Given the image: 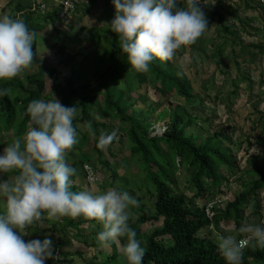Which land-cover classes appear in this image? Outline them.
<instances>
[{"label":"trees","instance_id":"16d2710c","mask_svg":"<svg viewBox=\"0 0 264 264\" xmlns=\"http://www.w3.org/2000/svg\"><path fill=\"white\" fill-rule=\"evenodd\" d=\"M81 1H75L76 8L81 7ZM95 1L88 0L86 10L91 9ZM226 1L229 3L227 4ZM226 1L202 0L200 5L206 15L216 19L220 32L226 34L212 53L217 63L223 56L226 44L228 42L234 44L240 39L226 23L223 10L226 11V7L233 9L230 0ZM8 2L13 3L14 10L13 15L9 16L24 19L34 33L39 29L47 30L48 25L55 32H63L58 30L61 26L57 25L66 21H57L59 6L56 3L50 2L46 10L40 11L38 0L28 6L15 2V0H8ZM259 5L263 9H261V19H263L264 4L259 3ZM32 6L37 8L32 10ZM233 10L236 12L238 7ZM0 11L2 12L0 17H2L3 13H6V6L1 5ZM229 36H233L231 41H228ZM108 40L110 42L108 48L110 47L111 50L104 51L102 55L93 60L96 63L93 65L97 66L92 69V75L96 78L91 82H80L81 77L71 66L75 54H67L64 46L53 39L50 48L60 56V63L69 71L67 76L61 78L57 67H48L39 57L37 43L34 41L35 60L32 63L34 69L24 74V81L18 76L9 81H0V88L8 89L7 95L0 96V151L14 138L25 132L29 120L25 112L29 102L33 99L48 100L55 95L65 105H76L78 111L74 123L79 132V143L68 151L66 157L67 162L77 169L73 177V190L82 189L80 181H83V178L80 174L82 172L84 174V165L88 164L93 157L96 158L101 168L110 172L108 177L112 181H118L119 184L122 181L125 183L131 178L126 175L127 169L121 168L124 174L112 170L111 164L104 155V149L98 146L100 136L112 132V126L108 120L118 121L119 125L116 128L121 133L120 144L123 143L124 138L130 141L129 162L136 166V170L131 174L138 176L137 183L134 185L141 192L139 196L131 193L140 201V206L133 209L134 215L130 224L136 230L137 238L141 240L142 246L146 249L143 264H226L217 250L216 236H203L200 235V231L208 227L216 230L221 222L230 220L235 224V229H238L245 218L244 208L250 200L255 205L256 213L260 214L258 199H260V191L264 190V165L248 169L245 174L250 175V180H247L243 189L233 199L227 200L222 208L218 205L213 207V216L208 218L205 207L207 201L202 206H198L195 200L206 197L208 200L221 193V186L228 178L222 173L220 167L223 166L229 170L237 168V160L229 155L228 146L222 143L223 139H226L228 143L231 141V133L227 134V131L222 130L213 121L207 122L208 131L203 130L206 126L202 125L197 116L186 107L197 100L196 94L192 92L191 83L182 69L177 67L172 60L154 61L149 72L138 73L131 69L126 57L120 53L117 36L116 39ZM246 47L254 48L258 53L264 54L263 42L251 43ZM233 51L232 47L231 52ZM94 53L95 50L91 54L92 58ZM85 58L87 56L84 55L82 59ZM99 67L102 69L100 70ZM246 80L250 82V77L247 76ZM141 89L143 92H140ZM151 90L156 101L146 103L148 95L145 96ZM172 96L180 98L182 103L179 102L173 108L163 107L161 111L156 110L153 102L161 104L163 98L169 99ZM140 101L142 104L139 103ZM170 106H172L171 103ZM254 111L264 117V110L254 109ZM160 120L165 121V129L160 135H152L154 123ZM89 129H92L95 134ZM113 142L114 140L107 146V149L109 155L115 159L111 151ZM183 166L189 171L186 182L189 189L194 190L192 198H187L181 192L178 193L175 188V174ZM140 171H143L142 178L139 175ZM97 176L101 177L100 173L97 172ZM5 178H11V174H6ZM84 182L85 186L90 185L86 179ZM95 183L100 182L97 180ZM131 189L122 188L121 190L130 192ZM142 196L144 202H142ZM146 200H150V203H146ZM261 221H264V217ZM41 222H46V217L30 229L34 233L49 230L58 232L55 246L57 252L63 257V260L59 258V261L48 260L46 264H70L71 261H66L65 258L72 253L63 252L61 249L64 247L63 235L73 231L71 228L75 229V234L79 235L78 238L82 242L93 247L97 246L98 242L95 238L89 239L92 233H85L83 229V225L93 221L84 217L61 218V225L57 223L60 230L56 224L42 229L40 228ZM157 222H160V225L150 231L143 230L144 225ZM94 224L98 229L96 231L99 232L101 225ZM237 235L239 238L243 237V234L238 233ZM120 239L126 243L125 237ZM112 247L110 253L99 251L95 257L97 261L91 260L87 263L118 264L120 251L115 244ZM78 254L81 255V253ZM111 258L115 259L111 261ZM119 264H126V262L122 261ZM244 264H264V248H246Z\"/></svg>","mask_w":264,"mask_h":264},{"label":"clouds","instance_id":"9594fccd","mask_svg":"<svg viewBox=\"0 0 264 264\" xmlns=\"http://www.w3.org/2000/svg\"><path fill=\"white\" fill-rule=\"evenodd\" d=\"M111 2L115 15L109 28L117 36L120 53L138 73L149 72L154 61L172 60L178 50L196 44L209 26L202 0ZM34 41L35 33L24 19L0 17V81L11 80L32 65ZM7 93V88H0V96ZM25 115L29 118L25 132L0 151V264H46L59 258L50 234L25 239L30 227L45 217L95 221L101 225L96 236L101 247L111 248L125 237L121 258L126 264H143L146 249L130 224L140 201L119 188L73 190L77 169L66 157L79 143L76 105H65L53 95L31 100ZM117 138L116 130L104 133L98 146L104 148ZM214 199H219V206L218 196L206 201ZM253 211L249 207V215ZM215 239L226 264H244L246 248H264V221L217 232Z\"/></svg>","mask_w":264,"mask_h":264},{"label":"rangeland","instance_id":"374dc122","mask_svg":"<svg viewBox=\"0 0 264 264\" xmlns=\"http://www.w3.org/2000/svg\"><path fill=\"white\" fill-rule=\"evenodd\" d=\"M16 1L18 0H15V2ZM87 1L88 0H82L80 2L81 7L76 8L70 20L61 25H57L59 27L61 26L58 30L63 32H55L50 25L47 26V30L45 31L40 29L35 30L37 54L40 58H42L45 64L48 67H57V69L60 70L61 78L68 75V69L63 67L60 63V56H58L55 51L50 48L52 40L55 39L58 43L64 46L67 54H75V58L71 62V66L75 73L81 77L80 82H91L96 78L92 75V69L97 66L93 65L96 64L93 60L102 55L104 51L111 50L110 47L108 48L110 44L108 39H116V34L109 28V23L115 15V8L111 0H96L93 7L89 10H86L88 6ZM239 2H241V0H230L231 7L236 9ZM226 3L228 4L229 2L226 1ZM1 5L6 6L5 14L8 13L7 15H13L14 10L12 2L9 3L8 0H0V6ZM246 8V5L242 6V9L245 10ZM233 9L226 7V11L223 10V13L225 14L227 25H230V27L240 37L238 41L240 44L237 42L234 44L228 42L223 56L218 63L216 58L212 56V53L215 46L222 40L223 36H226V34H222L220 32V26L218 25L216 19L209 15H206L209 26L202 37L199 38L197 43L178 50L177 55L172 59V62L177 67L181 68L185 76L189 79L193 89L192 92L196 94L197 100L192 103V105H187L186 107L189 108L195 116H197V119L201 121L202 125L206 126L203 130L208 131L207 122L213 121L215 125L219 126L222 130L227 131V134L231 133V141L229 143L226 139L221 141L225 146H228L229 155L235 157L238 164H236L237 168L235 170L225 169L223 166L220 167L222 173H224V175L228 178V180L221 186V193L217 195L222 199V202L219 205L220 208L224 206L227 200L233 199V197L241 191V189H243L247 180H250V175L245 174L248 169H251L254 166L264 165V117L254 111V109H259L260 111L264 110V54H260L254 48L246 47L244 44L246 41H252L248 38L247 34H249L248 31L251 30V26H254V22L251 24L249 23L248 25L244 23L248 26V29H246L241 20L236 18V15L238 13L239 15H242L245 12L249 13V11L245 10V12L243 11L242 13V10L239 9L236 12H233ZM1 13L2 12L0 11V14ZM228 39H230L228 41H231L233 36H229ZM241 42L243 43L241 44ZM232 47L234 49L233 52H231ZM80 49L82 51H80ZM94 50L95 53L92 58L91 54ZM84 55L87 56V58L83 60L82 57ZM102 67L104 68L105 64ZM33 69L34 67L31 65L28 69L18 75V77L24 81V74L31 72ZM99 69L101 70L102 68L99 67ZM247 76L250 77V82L246 80ZM140 92H143V89H141ZM154 96L155 95L152 90L146 94L145 97L148 98L146 103L156 101V97ZM179 102H181L180 98L172 96L169 97V99L163 98L161 104H156L157 102H153V104L156 106L157 111H161L163 107L173 108L176 104H179ZM139 103L142 104V101ZM170 103L172 106H170ZM108 122H110V125L112 126L111 130L117 131L118 138L114 140L111 146V151L114 153L113 156L115 159L109 155L107 146L103 148L104 155L111 164L112 170H117L118 172L124 174V172H121V168H126V175L131 178H129L128 182L124 183L122 181L120 184L118 181H112L108 177L110 172L101 168L100 164L96 161V158L93 157V159L85 165L92 166L95 171L100 173L101 177H97L100 183L96 184L93 181L89 186H85L84 179L86 178L82 172V174H80L83 178V181H80L82 189H79L96 191L120 187L121 189L132 188L135 192L131 189L130 193H134L136 196H139L141 192L138 187L134 185L137 183L136 179L138 176H132L131 174L136 170V166L134 164H130L129 162L130 154L128 149L130 141L129 139L124 138L122 140L123 143L120 144L121 133L116 128L119 125V122L111 120H108ZM153 127L154 130L152 135H160L166 127L165 121L160 120L159 122L154 123ZM2 150L3 148L1 151ZM142 174L143 171H140L139 175L141 178ZM188 175L189 171L187 168H185V166L181 167L175 174V188L178 193L181 192L185 194L187 198H192L194 190L192 191L189 189L186 182ZM121 183H123V185H121ZM259 197L260 199H258V205L260 206V214L256 213L254 208L255 205L252 200H250L244 208L243 212L245 218L242 220L240 226L244 223L259 222L263 219L264 190L260 191ZM206 199L207 197L197 198L195 203L198 206H202ZM142 202H144L143 196ZM146 203L149 204L150 200H146ZM249 207L254 208L251 215L248 213ZM57 223L61 225V218L48 219L46 217V222H41L40 228H49L48 226L52 224L57 225ZM88 225L91 228L95 227L93 226L95 225L93 223L85 224L83 225L84 231L88 229ZM158 225H160V222L154 224L148 223L143 226V230L148 232ZM234 226L235 224L232 220L223 221L220 223V227L218 229L221 231L238 230L235 229ZM59 227L60 226L57 227L58 230H60ZM71 229H73V231L63 235L64 247L61 250L63 252L69 251L72 253L71 256L65 258L66 261H71L69 262L70 264H85L87 263V260L84 259H90L93 255V251H97V249H94L92 246L88 249L87 246L80 243L78 241L79 235L74 234V228ZM218 229L213 230L210 229V227L203 228L200 231V235L215 237L217 232H220ZM29 231L30 234L25 237L26 240L35 238L43 239L46 233L51 235L54 243H56L58 238V232L55 231L53 232L49 230L43 231L42 233H34L32 229H29ZM229 234H231V232ZM236 234H238V232H236ZM59 236L62 238L61 233H59ZM96 236L97 234L92 233L90 236L91 238L89 239L95 238V240H97ZM122 243L123 242L120 241V243L115 244L118 250L120 249V245ZM112 248L113 247H102L101 250L110 251ZM81 251H84V259H81L78 254H82ZM61 255H59V258L63 260ZM59 258L55 259V261H59ZM114 259L115 258H111L110 260L112 261ZM122 261L124 260L119 255L117 263L119 264V262L121 263Z\"/></svg>","mask_w":264,"mask_h":264},{"label":"crops","instance_id":"0c3cea01","mask_svg":"<svg viewBox=\"0 0 264 264\" xmlns=\"http://www.w3.org/2000/svg\"><path fill=\"white\" fill-rule=\"evenodd\" d=\"M34 1L35 0H26V1L25 0H18L17 2H20L21 4L28 6V5H33L34 4ZM243 5H246L247 6V8L245 10L249 11V13L248 12H245V10L242 9V6ZM237 7H238V10L239 9L242 10V13H243V11L245 12V13L242 14L243 16L242 15H239V13H238L236 18L239 20L241 17H243V18H241V22H242L243 26L246 29H248V26H246L244 23H246L248 25L249 23L251 24V23L254 22L253 23L254 26H251V30L250 31L247 30L249 32V34H247L248 35V38L251 39L252 41H246V42H244L245 46H247L248 44H251V43H254V44H257L259 42H263L264 43V18L261 19L262 18V13H261V9L262 8L260 7L258 1L257 0H241V2H239V4L237 5ZM263 7H264V5H263ZM7 14H4V16L7 15ZM237 43H239V42H237ZM92 223L94 224L95 222L93 221L90 224H92ZM86 229H87V227H86ZM88 229L86 230L87 232L85 231V233H88V232H91L93 234H97L98 233V231H96V230H98L97 227H96V225H95V227L93 229L90 226L88 227ZM78 241L80 243H82L83 245L87 246L88 249H89V247H91L90 245H87L84 242H82V240L80 238L78 239ZM63 242H64V240H63ZM93 248L94 249L96 248L97 251H95V250L93 251V255H92V257L90 259H84L83 258V254H84L83 252L84 251H81L82 252L81 255L79 254L80 255V258L81 259H84V260H87V261H91V260L92 261H97V259L95 257L99 254V251H101L103 253H110L111 250H112V249H110V251H102L101 250L102 247L98 243H97V246L96 247H93ZM85 264H88V263H85Z\"/></svg>","mask_w":264,"mask_h":264},{"label":"built area","instance_id":"2783aa9c","mask_svg":"<svg viewBox=\"0 0 264 264\" xmlns=\"http://www.w3.org/2000/svg\"><path fill=\"white\" fill-rule=\"evenodd\" d=\"M75 1L76 0H38L40 11L46 10L48 6L50 5V2H52V4L56 3L59 6L57 10V21L58 22L67 21L71 18L76 8ZM257 1H259V3L261 4H264V0H257ZM35 8L37 7L32 6V10H34ZM96 173L97 172L93 169L92 166L84 165L85 178L90 184H92L93 181L95 183V181L98 180L97 179L98 176ZM218 203H219V199L210 200L206 203V206H205L206 216L208 218H211L213 216V207H215Z\"/></svg>","mask_w":264,"mask_h":264}]
</instances>
